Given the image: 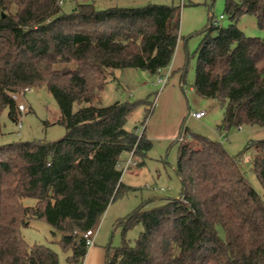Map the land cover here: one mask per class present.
I'll list each match as a JSON object with an SVG mask.
<instances>
[{
  "label": "trees",
  "instance_id": "trees-1",
  "mask_svg": "<svg viewBox=\"0 0 264 264\" xmlns=\"http://www.w3.org/2000/svg\"><path fill=\"white\" fill-rule=\"evenodd\" d=\"M225 15L230 26L214 27L211 17L202 31L193 89L221 104L222 132L264 127V38L238 28L251 15L264 30V0H225ZM180 24L181 8L173 5L97 10L76 4L65 12L58 0H0V115L8 110L17 122L13 96L45 88L66 129L55 142L0 147V264H59L52 249L23 239L21 229L31 220L61 235L70 264L83 263L88 248L81 233L96 228L108 207L132 191L118 168L122 154L143 159L152 148L145 129L125 128L135 104L102 106L101 92L114 70L158 75L169 68ZM182 136L179 196L129 216L123 237L137 224L143 232L134 245L123 239L105 248V264H264V198L246 180L239 158L187 128L177 140ZM250 148L264 190V139ZM26 198L36 206H24Z\"/></svg>",
  "mask_w": 264,
  "mask_h": 264
},
{
  "label": "rangeland",
  "instance_id": "rangeland-1",
  "mask_svg": "<svg viewBox=\"0 0 264 264\" xmlns=\"http://www.w3.org/2000/svg\"><path fill=\"white\" fill-rule=\"evenodd\" d=\"M76 4H94L97 10L133 9L149 4L181 8V40L167 82L164 85L159 84V75L142 70H114L101 92L102 106L116 102L135 104L136 108L128 118L125 128L128 131L136 128L138 134L145 129L152 148L143 159L131 157V153L122 154L118 164L120 170L131 157L129 168L123 172L122 182L131 187L132 191L108 207L98 225L100 236L96 244L104 248H115L125 239L134 245L143 232V227L140 224L134 225L123 237L124 221L138 210L147 211L160 207L166 200L179 196L181 182L176 173V164L180 144L177 138L182 127L191 133L221 143L230 156L239 158L246 180L264 198L263 187L251 162L254 151L248 149L249 142L264 139V127L243 125L241 130L239 127H232L223 136L219 129L223 121L221 104L216 100L198 96L193 89L196 51L204 38L202 31L210 24L211 17L218 19L224 16L219 22V28L231 25V20L225 15V0H64L63 10L70 12ZM238 28L248 37L264 38V30L258 27L254 16L243 17ZM215 36L216 32H213L212 37ZM183 69H186L184 78ZM17 102L25 105L29 112L20 113L17 122L9 119L8 110L2 112L0 147L18 142H55L65 137L66 129L58 124L61 114L56 100L45 88L32 89ZM77 108L78 105H74V111ZM197 111L206 112L201 120H196L191 115ZM141 163L144 164L139 166ZM22 203L26 207H35L37 204L33 198H26ZM21 232L29 246H47L58 254L59 264H70L68 259L72 255L71 251L63 250L60 245L61 235L46 222L31 220ZM102 264H105V256Z\"/></svg>",
  "mask_w": 264,
  "mask_h": 264
},
{
  "label": "built area",
  "instance_id": "built-area-1",
  "mask_svg": "<svg viewBox=\"0 0 264 264\" xmlns=\"http://www.w3.org/2000/svg\"><path fill=\"white\" fill-rule=\"evenodd\" d=\"M58 4L60 6H62L64 4V0H58ZM222 19H224V16H221L218 19L213 17L211 19V25L214 26V27H219V22ZM170 73H171V67H169L167 69L160 70L159 73H158V75H159L158 83L164 85L167 82V80H168V78L170 76ZM28 91L29 90H27V92ZM13 99L14 100H18V97L17 96H13ZM18 110L21 113H25V112L28 111L27 107L25 105H22V104L18 105ZM205 114H206L205 111H197V112H192L191 113L192 117L195 118L196 120H201L205 116ZM19 127H21V124H19ZM239 129L241 130L242 127H239ZM222 134H223V136L227 135V133L224 132V131L222 132ZM183 141H184V137L183 136L178 139L179 143H182ZM130 155H131V157H133V153H131ZM131 157H130V159H131ZM130 159L127 161L125 167L121 168L122 172L126 171L129 168ZM162 191H163V189H162ZM95 235H96V228L90 229V230H88L86 232L81 233V236L84 239L85 245H86V247L88 249L94 246Z\"/></svg>",
  "mask_w": 264,
  "mask_h": 264
},
{
  "label": "crops",
  "instance_id": "crops-1",
  "mask_svg": "<svg viewBox=\"0 0 264 264\" xmlns=\"http://www.w3.org/2000/svg\"><path fill=\"white\" fill-rule=\"evenodd\" d=\"M171 67V66H170ZM172 68V67H171ZM174 71V68L172 69V72ZM100 224V223H99ZM98 236H100V232L98 231V226L96 227V235H95V241L94 246L89 248L87 251V254L84 258V261H86V264H102L105 256V248L103 246H98L96 243L98 241ZM83 261L82 264H85Z\"/></svg>",
  "mask_w": 264,
  "mask_h": 264
}]
</instances>
